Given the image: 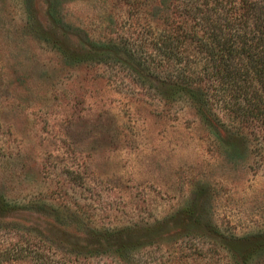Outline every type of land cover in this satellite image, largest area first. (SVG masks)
<instances>
[{
    "label": "rangeland",
    "instance_id": "374dc122",
    "mask_svg": "<svg viewBox=\"0 0 264 264\" xmlns=\"http://www.w3.org/2000/svg\"><path fill=\"white\" fill-rule=\"evenodd\" d=\"M159 24L0 0V250L42 254L7 264H264V157L211 90L208 127L146 75Z\"/></svg>",
    "mask_w": 264,
    "mask_h": 264
},
{
    "label": "trees",
    "instance_id": "16d2710c",
    "mask_svg": "<svg viewBox=\"0 0 264 264\" xmlns=\"http://www.w3.org/2000/svg\"><path fill=\"white\" fill-rule=\"evenodd\" d=\"M120 1L135 12L147 7L155 24L160 23L159 32L144 40L155 49L151 66L142 59L146 75L170 91L188 94L198 110L207 104L205 93L211 90L232 122L251 130L249 152L264 157V0ZM197 113L211 126L204 113ZM233 126L238 135L242 126ZM37 254L1 249L0 264L42 260Z\"/></svg>",
    "mask_w": 264,
    "mask_h": 264
}]
</instances>
